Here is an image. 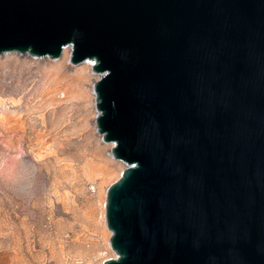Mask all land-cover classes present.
<instances>
[{
  "label": "water",
  "instance_id": "95a60500",
  "mask_svg": "<svg viewBox=\"0 0 264 264\" xmlns=\"http://www.w3.org/2000/svg\"><path fill=\"white\" fill-rule=\"evenodd\" d=\"M65 48L124 165L101 264H264V0H0V55Z\"/></svg>",
  "mask_w": 264,
  "mask_h": 264
},
{
  "label": "rangeland",
  "instance_id": "374dc122",
  "mask_svg": "<svg viewBox=\"0 0 264 264\" xmlns=\"http://www.w3.org/2000/svg\"><path fill=\"white\" fill-rule=\"evenodd\" d=\"M69 58L0 55V264L115 257L105 198L124 165L96 131L98 75Z\"/></svg>",
  "mask_w": 264,
  "mask_h": 264
},
{
  "label": "bare ground",
  "instance_id": "6f19581e",
  "mask_svg": "<svg viewBox=\"0 0 264 264\" xmlns=\"http://www.w3.org/2000/svg\"><path fill=\"white\" fill-rule=\"evenodd\" d=\"M94 84V83H93ZM89 87H91V86H89ZM83 93H85L84 91H83ZM97 112V111H96ZM96 116H97V114H96ZM95 119H96V117H95ZM10 128H15V126H14V124H10Z\"/></svg>",
  "mask_w": 264,
  "mask_h": 264
}]
</instances>
